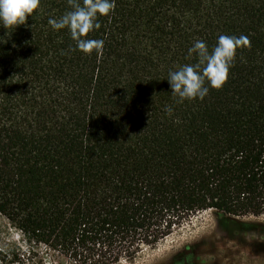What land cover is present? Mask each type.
Here are the masks:
<instances>
[{
  "label": "trees",
  "instance_id": "16d2710c",
  "mask_svg": "<svg viewBox=\"0 0 264 264\" xmlns=\"http://www.w3.org/2000/svg\"><path fill=\"white\" fill-rule=\"evenodd\" d=\"M115 5L100 54L48 23L69 0L0 23V214L21 235L0 264H132L199 212L264 214V0ZM220 35L248 40L226 82L178 103L168 72Z\"/></svg>",
  "mask_w": 264,
  "mask_h": 264
},
{
  "label": "clouds",
  "instance_id": "9594fccd",
  "mask_svg": "<svg viewBox=\"0 0 264 264\" xmlns=\"http://www.w3.org/2000/svg\"><path fill=\"white\" fill-rule=\"evenodd\" d=\"M69 3L73 10L59 19L50 18L48 23L54 30L67 28L76 48L83 53L92 54L95 51L100 54L104 41L89 38V33L101 27L100 16H107L115 10V0H83L82 4L69 0ZM39 6L40 0H0V23L6 28L24 25ZM247 43L244 36L220 35L210 51L205 41H195L188 51L190 55H195L198 62L185 64L167 74L166 79L177 102L202 100L208 94L209 86L221 88L228 78L237 49ZM166 111L171 113L172 109L166 108Z\"/></svg>",
  "mask_w": 264,
  "mask_h": 264
},
{
  "label": "rangeland",
  "instance_id": "374dc122",
  "mask_svg": "<svg viewBox=\"0 0 264 264\" xmlns=\"http://www.w3.org/2000/svg\"><path fill=\"white\" fill-rule=\"evenodd\" d=\"M18 243V230L0 214V245ZM42 255L33 264H54L40 259ZM132 264H264V214L239 217L199 212Z\"/></svg>",
  "mask_w": 264,
  "mask_h": 264
}]
</instances>
